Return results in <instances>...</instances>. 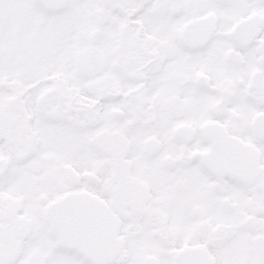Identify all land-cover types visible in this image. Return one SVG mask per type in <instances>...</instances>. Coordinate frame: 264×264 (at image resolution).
Masks as SVG:
<instances>
[{"label":"snow or ice","instance_id":"obj_1","mask_svg":"<svg viewBox=\"0 0 264 264\" xmlns=\"http://www.w3.org/2000/svg\"><path fill=\"white\" fill-rule=\"evenodd\" d=\"M0 264H264V0H0Z\"/></svg>","mask_w":264,"mask_h":264}]
</instances>
